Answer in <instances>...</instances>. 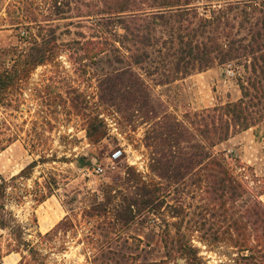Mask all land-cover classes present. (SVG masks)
I'll return each instance as SVG.
<instances>
[{"label":"rangeland","instance_id":"374dc122","mask_svg":"<svg viewBox=\"0 0 264 264\" xmlns=\"http://www.w3.org/2000/svg\"><path fill=\"white\" fill-rule=\"evenodd\" d=\"M17 44L13 31L0 30V49ZM118 56L112 53L108 58ZM75 57L63 51L60 65L39 67L24 87L21 108L0 110V130L16 131L20 137L2 162L0 158V178L6 183L0 205L7 224L5 230L0 228V264H90L87 259L94 252L86 247L93 232L101 242H127L117 257L137 262L146 249L149 259L156 260L165 256L166 236L177 230L191 238L208 264L229 263L236 257L234 249L208 247L197 232L209 222L204 158L187 178V186H176L153 172V148L147 139L165 114L189 127L187 116L239 100V70L216 67L157 86V76L145 78L126 63L110 64L105 58L82 66L71 63ZM95 123L102 125L100 137L91 135ZM33 131L45 135L35 150L30 147ZM117 151L122 157L113 161ZM213 153L250 191L264 188V126L232 137ZM43 158L52 161L43 163ZM93 160L102 165L103 173L94 171ZM34 161L37 167L29 179L11 180ZM52 178L58 184L55 195L38 205L36 200L46 195ZM135 182L161 189L157 207L134 210V223L121 237L99 228L115 221L113 209H120L125 197L134 196ZM259 198L264 204V194ZM97 208V215L85 217ZM102 208L108 212H101ZM13 253L18 262H7L4 258Z\"/></svg>","mask_w":264,"mask_h":264},{"label":"trees","instance_id":"16d2710c","mask_svg":"<svg viewBox=\"0 0 264 264\" xmlns=\"http://www.w3.org/2000/svg\"><path fill=\"white\" fill-rule=\"evenodd\" d=\"M0 30L13 31L18 38L16 46L0 49V110L14 106L19 110L34 71L60 65L63 51L76 56L71 63L82 66L105 58L110 64L126 63L145 78L157 76V86L216 67L239 70V100L187 116L189 127L165 114L147 140L153 148V172L176 186L186 187L187 178L204 158L209 222L197 232L208 247L223 245L236 251V257L223 264H264V204L259 198L264 188L253 195L254 190L213 153L232 137L264 126V0H0ZM112 53L119 56L108 58ZM72 104L78 108L75 99ZM101 126L95 123L91 135L100 137ZM43 136L32 132L33 150L39 149ZM19 138L16 131L0 130V152ZM47 161L52 159H41ZM36 167L34 161L11 180L29 179ZM0 180L1 199L6 183ZM134 184V196L125 197L120 209H113L115 221L99 228L121 237L134 223V210L157 207L161 189ZM57 186L52 178L46 195L36 200L38 205L54 196ZM2 209L0 205V228L5 230ZM98 209L87 211L85 217L97 215ZM62 225L64 221L57 228ZM165 240L162 258L149 259L150 251L144 249V256L129 262L124 255L117 257L127 242H101L93 232L86 249L94 255L87 260L90 264H208L181 230Z\"/></svg>","mask_w":264,"mask_h":264},{"label":"built area","instance_id":"2783aa9c","mask_svg":"<svg viewBox=\"0 0 264 264\" xmlns=\"http://www.w3.org/2000/svg\"><path fill=\"white\" fill-rule=\"evenodd\" d=\"M121 157H122V152H121V151H117V152H115V153L113 154V156H112V160L115 161V160L120 159ZM92 166H93L94 171H95L97 174H101V173L104 172V168L102 167V165H100V164L98 163V161L93 160V161H92ZM86 172L89 173L90 170H89V169H86Z\"/></svg>","mask_w":264,"mask_h":264},{"label":"crops","instance_id":"0c3cea01","mask_svg":"<svg viewBox=\"0 0 264 264\" xmlns=\"http://www.w3.org/2000/svg\"><path fill=\"white\" fill-rule=\"evenodd\" d=\"M16 143V142H15ZM15 143H13V144H11L8 148H6L4 151H2V152H0V158H1V162H2V160L4 159V156H6V154H7V152H8V150H10V148L15 144ZM0 162V163H1ZM16 256H18L17 254H10V255H7L4 259L7 261V262H15L16 261V263L18 262V259H17V257Z\"/></svg>","mask_w":264,"mask_h":264}]
</instances>
